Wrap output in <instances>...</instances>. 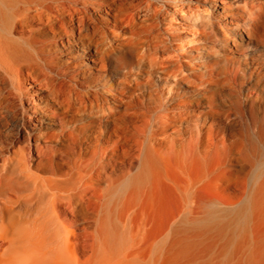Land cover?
<instances>
[{"label":"bare ground","instance_id":"1","mask_svg":"<svg viewBox=\"0 0 264 264\" xmlns=\"http://www.w3.org/2000/svg\"><path fill=\"white\" fill-rule=\"evenodd\" d=\"M0 264H264V0H0Z\"/></svg>","mask_w":264,"mask_h":264}]
</instances>
